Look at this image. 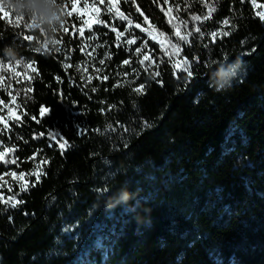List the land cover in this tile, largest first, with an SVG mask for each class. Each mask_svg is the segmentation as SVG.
I'll return each instance as SVG.
<instances>
[{
    "label": "trees",
    "instance_id": "1",
    "mask_svg": "<svg viewBox=\"0 0 264 264\" xmlns=\"http://www.w3.org/2000/svg\"><path fill=\"white\" fill-rule=\"evenodd\" d=\"M256 2L264 5V0ZM75 3L72 9L64 0L66 19L55 38L59 42L52 45L45 43L42 31L24 27L0 9V59L12 43L24 58L0 67L6 70L0 115L7 106L15 110L0 123V128L8 126L0 140L15 146L5 152V160H17L0 161V175L23 173L22 180H9L0 195L7 200L20 192V185L28 189L17 197L23 203L16 208L0 203V264H264V21L257 15L264 8L251 0H136V5L119 0L117 6L134 22L147 27L135 11L139 6L173 42L172 24L192 14L206 15V5L216 7L212 19L180 25L182 33L198 25L206 38L191 37L192 46L180 42L182 51L172 60L198 54L201 62L193 64V78L178 79L156 42L164 43L158 32L142 49L156 61H145L150 65L145 72L138 63L142 55L126 49L148 39L146 33L132 29L141 40L129 46L123 43L127 36L122 37L118 48L115 33L97 23L102 19L123 31L126 21L110 19L115 8L107 13V0ZM161 7L172 12L165 16ZM170 17L178 18L169 24ZM225 18L230 24L224 30L231 35L211 41L207 33L218 30ZM81 27L83 37L77 31ZM93 32L98 40L88 39ZM97 43L104 46L93 52ZM39 44L44 45L41 52L35 50ZM165 50L173 51L166 43ZM106 52L111 59H105L104 71L85 84L75 66L86 60L99 64ZM225 56L242 58L246 72L231 89L217 92L210 87L215 65H209ZM125 59L132 64L121 66ZM65 62L72 67L65 70ZM132 67L139 73L138 78L132 74L135 82L120 81L121 87L113 88L118 73ZM156 70L161 76L153 78L150 73ZM57 76L63 83H57ZM161 79L163 86L156 82ZM139 84L145 85L142 94L132 91ZM41 106L50 113L40 116ZM33 115L39 124L30 119ZM49 131L68 142L65 150L61 141L49 146ZM33 173L40 174L39 182ZM121 188L132 198L106 207Z\"/></svg>",
    "mask_w": 264,
    "mask_h": 264
},
{
    "label": "snow or ice",
    "instance_id": "2",
    "mask_svg": "<svg viewBox=\"0 0 264 264\" xmlns=\"http://www.w3.org/2000/svg\"><path fill=\"white\" fill-rule=\"evenodd\" d=\"M125 3H128V0H124ZM201 2L203 3L204 0H201ZM244 0H241V3H243ZM69 3H70V6L72 9H76V3H75V0H69ZM99 3L100 4H105V0H99ZM119 3V0H107V4L105 6V11L107 13H112L113 12V9L115 8V13L116 15L115 16H112L110 19L112 21H115L116 19H119L121 21H126L127 22V27H124L123 31H119L118 30V27L113 23V24H109L108 22H105L104 20L102 19H98L97 23H99L100 25L104 26V27H108L110 28V31L111 32H114L115 33V38H116V47H120L121 46V38L122 37H125L127 36V38L125 40H123V43L126 44V45H129V46H132V45H137V42L141 40V37L140 36H137L134 31H131L132 29H139V31L141 33H146L147 34V37L148 39H143L142 40V43H140L138 46H136L134 49L133 48H128L126 49V51L128 52H135L136 54L138 55H142V58L138 60V63L142 66V68L144 69L145 72L148 71V68L150 65L148 64H145V61H150L151 60V63L155 64L156 61L155 60H152L148 51H144L142 52V49H148V40L149 39H155L154 35H153V31H156L158 32L159 36L160 37H163L164 38V43H162L161 41L157 40L156 42L160 45V50L162 52H164L165 55H167L169 57V62L172 64V67L174 69V75L177 76L178 79H184L185 76L186 78H193L194 77V70H193V64H196V65H199L200 64V57L198 54H194V56L192 58H182V59H179V60H172V56L175 55V56H179L180 55V52L182 51V48H181V43L180 42H183L184 45H187V46H192L191 45V40L190 38L191 37H196L197 39L199 40H204L206 38V33L204 30H202V28L198 25H194L192 29L188 30L187 32L185 33H182L180 31V25H184L185 28H187L188 24L190 22H201L203 23L204 21H207V20H210L212 19V13L216 11V7H214L213 5H206L208 11H207V14L206 15H199V14H192L191 17H190V20L188 19H180L179 20V24H172V20L173 19H176L178 17H170L169 18V21L168 23L169 24H172V27L174 28V36L177 38L176 39V42H173L172 38L167 36L165 34V32L159 30V28L152 24L149 20V17L147 15H145L139 6H136L135 7V11L137 13H139L141 16H143L144 20V24L147 25V27H142L141 23H136L134 22V20L131 18V13L129 14H125L124 12H122L120 10V8L117 6ZM131 3L133 5H136V0H131ZM163 3L164 4H168L169 3V0H163ZM251 3L254 7H258V8H264V5H258L256 0H251ZM87 8V6H85ZM93 8H95V2L93 3L92 5ZM161 12H164L165 16H169V13L172 12V8L169 7L167 11L164 10L163 7L160 8ZM179 11V7L177 6V12ZM96 12L97 14L99 13V9H96ZM68 15H72L71 12L68 13ZM257 15L260 17L261 20H264V11L262 12H258ZM15 19L17 21H20V20H23V25L24 27H28L30 28L26 23H25V20L24 18L22 17H15ZM84 24L88 25L89 24V21L85 20L83 22ZM230 24V20L225 18L223 19L222 21V24H221V27L218 29V30H213V31H210L209 33H207L208 36L211 37V41H215L217 37H228L231 35V32L230 31H227V30H224V27L225 26H229ZM74 27V26H73ZM233 28H234V25H233ZM152 29V30H150ZM64 31L67 32L68 29L67 28H64ZM77 31L79 32L80 36L83 37L84 36V28L81 27L79 29H77ZM198 34V36H197ZM25 39H30V37H28L27 35L25 36ZM89 40H98L99 37L98 35L93 32L89 37H88ZM210 41V42H211ZM59 41H55V43H58ZM165 43L171 47V49L173 50L171 53H169L168 51L165 50ZM88 45L85 44L84 47H87ZM104 45L103 44H100V43H97L93 48H92V51L95 52L96 51V48H99V47H103ZM84 47L81 48V51L83 52L84 51ZM203 47L204 48H208L209 47V44L208 43H205L203 44ZM57 51H59V49H56ZM87 55L91 56L92 53L89 52L87 53ZM70 57L68 56H65V61L69 60ZM105 59H111V54L109 52H106L105 53V58L103 59H100L99 60V64L100 65H104L105 64ZM160 64H163L164 61L161 60L159 62ZM132 64V61L131 59H125L121 62V66L123 65H131ZM0 67H5V61H0ZM72 67V65L70 63H63V68L65 70H68ZM157 68H159V64H157ZM178 69V71H176ZM96 71H100L99 68H96L95 69ZM33 72L36 71L35 68L32 69ZM132 72L133 73H136L137 74V78L139 76V73L137 72V69L135 67H132ZM184 74V75H181ZM119 75V73H118ZM130 73L128 72H125L123 73V76L127 77L129 76ZM150 75L153 76V78L155 77H160L161 76V71L159 70H156V71H153L152 73H150ZM56 81L57 83H63V80H61V78L59 76H57L56 78ZM98 79H101L100 77H98ZM109 79V76L108 75H104L102 77V80L103 81H107ZM91 76L88 77V82L91 83ZM69 81L71 82L72 81V78L69 77ZM135 81H132L131 83H134ZM157 83H160L161 86H163V80H158L156 81ZM116 87H121V83L120 81H117L114 85H113V88H116ZM145 89V85L144 84H139V86H136V87H133L132 88V91H134L135 93L137 94H142L143 93V90ZM25 91H27V86H25ZM92 92H96L97 91V87L93 86L92 89H91ZM13 100L16 99L15 95L12 97ZM17 107H19V105H17ZM50 113V109L46 106H41L39 108V114L40 116H46ZM23 115H28L27 113H24ZM16 121L19 122L21 120V116H16L15 117ZM30 119L34 120L37 124H39L41 121L36 117V116H31ZM4 121V117L3 116H0V123H3ZM147 126V125H145ZM7 124H4V128H0V134H3L4 132V129L7 128ZM108 129L111 130V131H114L115 129L113 128L112 125H108ZM9 131H11V129H9ZM99 131V130H97ZM125 131H129L128 129H125ZM83 134V133H82ZM45 135L44 132H41L39 133V136L40 137H43ZM47 137H48V141H49V146L51 147L52 146V143L54 141H61L59 143V147L60 149L63 151L65 150L66 148V145H67V141L63 139V137H61L59 135V133L57 132H54V131H49L47 133ZM38 137L36 135L33 136V139H37ZM24 143H28L27 140L24 141ZM15 148L14 145H12L11 147H8L5 145L4 141L3 140H0V161L6 163V164H16L17 163V160L15 158L13 159H9V160H5V152H8V151H12L13 149ZM37 151H42V150H37ZM35 155V154H34ZM37 168L40 167L39 164L36 165ZM34 175H36V181L39 182L40 181V174H37V173H33ZM11 176L15 177L17 174L16 172H11L10 173ZM19 179H23V173L20 174L19 176ZM35 186V185H33ZM9 191H12V188L11 186H9L8 188ZM28 189L25 185H20V192H16L14 193L12 196L8 197L7 200L4 199V197L2 195H0V203H3L5 204L6 206L8 207H11V208H16L19 204H22L23 203V200H20V199H17V197L20 195L21 192H26ZM105 189H101V191H105ZM91 215V213H89Z\"/></svg>",
    "mask_w": 264,
    "mask_h": 264
},
{
    "label": "clouds",
    "instance_id": "3",
    "mask_svg": "<svg viewBox=\"0 0 264 264\" xmlns=\"http://www.w3.org/2000/svg\"><path fill=\"white\" fill-rule=\"evenodd\" d=\"M0 9L11 12L14 17H22L29 27H35L37 32L42 31L47 37L45 43L52 45L61 30L66 14L64 12V0H0ZM37 52L44 50V45L35 46ZM3 58L0 61L11 62L13 64L23 63L17 46L12 43L3 49ZM215 65L210 72V87L217 92L231 89L234 83L246 72L245 62L242 58L229 60L227 56L223 60H214L210 68ZM107 191V189L105 190ZM132 198L127 188H121L117 196L111 197L106 203V207H115L120 204H127Z\"/></svg>",
    "mask_w": 264,
    "mask_h": 264
},
{
    "label": "rangeland",
    "instance_id": "4",
    "mask_svg": "<svg viewBox=\"0 0 264 264\" xmlns=\"http://www.w3.org/2000/svg\"><path fill=\"white\" fill-rule=\"evenodd\" d=\"M11 19L14 20V21H17L12 14H11ZM20 21L23 22V20H20ZM17 22H19V21H17ZM96 68H99L100 71H96L95 70ZM104 68L105 67L103 65L97 64L93 60H86V61H84L82 63L77 64L75 66V71H76V73L79 74L80 79L85 84H90L88 82V77L91 76V78L93 80V77L96 76V75L101 74L104 71ZM125 72L130 73V75L127 76V77L123 76V73H125ZM125 72L119 73V75L117 77L118 81H121V82H124V81L132 82V81L135 80V77H134L135 75H132L133 74L132 70H127ZM4 73H6V70L3 68L2 71H0V82H1V78L5 77ZM14 115H15L14 107L13 106H7L5 114L4 115H0V116H3L4 117V121H5L7 119L12 118ZM19 176H20V174H17L15 177H13V176L10 175V172L0 175V189L4 185H7L9 180H18V181L21 180V179H19Z\"/></svg>",
    "mask_w": 264,
    "mask_h": 264
},
{
    "label": "water",
    "instance_id": "5",
    "mask_svg": "<svg viewBox=\"0 0 264 264\" xmlns=\"http://www.w3.org/2000/svg\"><path fill=\"white\" fill-rule=\"evenodd\" d=\"M264 21V20H263Z\"/></svg>",
    "mask_w": 264,
    "mask_h": 264
}]
</instances>
